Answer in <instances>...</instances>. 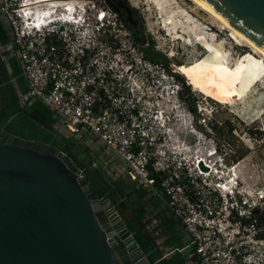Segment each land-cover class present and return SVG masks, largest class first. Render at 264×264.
Here are the masks:
<instances>
[{
    "label": "built area",
    "instance_id": "1",
    "mask_svg": "<svg viewBox=\"0 0 264 264\" xmlns=\"http://www.w3.org/2000/svg\"><path fill=\"white\" fill-rule=\"evenodd\" d=\"M36 1H0V13L9 24L12 48L18 55L29 98L59 115L71 136L94 139L113 152L122 161V174L130 182L161 192L167 207L190 236L200 264H254L244 246L264 238L255 233L245 235L243 230L248 228L259 231L237 219L247 217L250 210L240 215L233 208L228 209L230 196L222 191V184L213 192L205 189V182L167 150L164 135L157 130V126L164 127L158 121L163 119V110L146 111L143 106L141 92L146 79L139 76L135 80L133 68L144 72L159 70L161 66L145 60L141 54L137 63L135 59L134 63L125 59L119 64L117 59H121L113 49L106 47V53L102 48L99 29L98 35L91 31L88 35L85 17L95 5L101 27L107 22L113 28H123L106 0L56 3L63 9L72 4L77 21L64 19L60 9L59 16L50 19L44 9L51 3L35 4ZM121 31L126 36V30ZM130 49L133 54L138 51L132 46ZM178 91L177 87L171 93L178 98ZM199 163L196 161L197 170L204 175L200 172L208 171L200 169ZM203 166L208 168L204 163ZM152 172L160 181L158 188L156 179L150 176Z\"/></svg>",
    "mask_w": 264,
    "mask_h": 264
},
{
    "label": "rangeland",
    "instance_id": "2",
    "mask_svg": "<svg viewBox=\"0 0 264 264\" xmlns=\"http://www.w3.org/2000/svg\"><path fill=\"white\" fill-rule=\"evenodd\" d=\"M175 1L177 8L199 23L202 27L201 32L211 35L214 40L218 39L220 43L223 42L219 48L230 55L231 64L248 51L246 47L236 46L228 38L226 31L220 30L214 22H210L208 14L197 9L189 0ZM124 2L130 11H135L137 30L144 41L149 42L148 45L142 46L133 54L129 38L121 31L124 27L113 28L107 22L101 27L100 22L96 20L98 5L87 11L85 17L87 33L91 31L98 35L97 31L100 30L98 41L102 43L106 53L109 51L106 47L112 50L117 44L121 49L117 51V57L121 59L120 61L117 59L119 64L121 61L123 64L125 59L129 63H134L135 59L137 63L140 54L146 55V49L158 53L161 59H166V68L159 62L158 66H161L158 67L159 70L153 68L143 72L140 68H133V75L135 80L139 76H145L146 82L141 92L144 94L145 110L161 109L164 112L163 119L158 120L164 127L160 129L157 126V130L164 135L167 150L174 152L175 158L179 161L182 159L185 167L205 182L204 187L208 191L213 192L222 184V191L230 196L228 209L231 207L240 215L254 209H257L259 214L264 213V76L245 97L232 105L221 104L201 95L192 89L184 76L176 72V66L191 64L206 55V51L194 40L192 34L188 33L179 40L168 36L161 28L160 13L149 0ZM103 7L106 11L107 7L104 4ZM175 75L180 76L185 84L189 85L194 96L195 103L192 105L196 107V116L176 97V93H171V90L180 87V80ZM228 126L233 127L230 133ZM8 130L11 131L10 127ZM90 141L78 142L73 138L70 140L59 138L45 143L64 151L71 158L87 178L96 197L107 195L115 210L124 216L128 226L134 227L133 232L139 246L149 255L147 245L154 243L155 236H149L150 226L146 228L142 217L151 218L153 215L150 213V216L148 213L149 204H152H148L149 192H145L150 189L142 190L136 183L113 178L111 174L116 177L122 167L113 160V156L104 155L100 148L97 150L98 156L102 160H110L112 170L108 168L110 170L108 171L100 160L98 164L95 163L96 168L92 167L93 150L90 148ZM196 161L208 165V172L200 175ZM157 195L161 196L160 193ZM142 223L145 224L144 228ZM257 224L259 232L248 228L243 230L245 235L251 236L254 233L262 235L264 223L258 221ZM255 241H257L255 244H249L244 248L254 264H264V239ZM149 257L153 260V256Z\"/></svg>",
    "mask_w": 264,
    "mask_h": 264
},
{
    "label": "water",
    "instance_id": "3",
    "mask_svg": "<svg viewBox=\"0 0 264 264\" xmlns=\"http://www.w3.org/2000/svg\"><path fill=\"white\" fill-rule=\"evenodd\" d=\"M189 1L264 54V0ZM0 264L154 262L64 151L0 128Z\"/></svg>",
    "mask_w": 264,
    "mask_h": 264
},
{
    "label": "crops",
    "instance_id": "4",
    "mask_svg": "<svg viewBox=\"0 0 264 264\" xmlns=\"http://www.w3.org/2000/svg\"><path fill=\"white\" fill-rule=\"evenodd\" d=\"M11 41L9 24L0 13V128L10 127L15 135L41 142L73 137L63 128L59 115L40 101L29 98L28 85ZM90 142L92 149L100 144L98 141ZM104 154L113 156V160L122 167V161L113 152L105 149ZM145 192H149L148 204L152 205L149 204L148 213L153 214V218L142 217V222L146 224V228L150 226L149 233L155 236L154 243L147 246L154 264H200L193 252L190 236L181 220L167 207L162 193H152L149 190Z\"/></svg>",
    "mask_w": 264,
    "mask_h": 264
},
{
    "label": "bare ground",
    "instance_id": "5",
    "mask_svg": "<svg viewBox=\"0 0 264 264\" xmlns=\"http://www.w3.org/2000/svg\"><path fill=\"white\" fill-rule=\"evenodd\" d=\"M58 1L65 3L70 0H37L35 4L42 2L51 3L50 7L44 9L50 19H56V16H59L57 10L60 9L64 13V19L77 21L76 10L72 7V4H70L69 8L63 9L56 4ZM149 1L160 13L161 28L166 31L168 36L179 40L190 33L194 40L206 51V55L201 56L193 63L176 66V72L187 79L193 90L218 103L232 105L245 97L263 78L264 54L239 33L194 4L197 9L208 14L210 22H214L220 30L226 31L228 38L236 46L248 48L247 52L243 53L231 64L232 58L230 59V55L219 48V45H222L223 42L220 43V41H217L218 39L214 40L211 35L201 32L202 27H200L199 23L193 20L192 16L177 8L175 0ZM30 10L29 14L32 15L33 9L30 8ZM207 169L206 171H208ZM200 173L205 172L201 171Z\"/></svg>",
    "mask_w": 264,
    "mask_h": 264
},
{
    "label": "trees",
    "instance_id": "6",
    "mask_svg": "<svg viewBox=\"0 0 264 264\" xmlns=\"http://www.w3.org/2000/svg\"><path fill=\"white\" fill-rule=\"evenodd\" d=\"M124 25H125V27H127L126 26V23H124ZM128 28V27H127ZM159 57H160V55L158 54V53H156V52H151V51H148V49L146 50V55H145V59H147L148 61H150L151 63H153V64H158L160 61H159ZM166 59H164V64H161L164 68H166ZM176 76V78L177 79H179L180 80V82H179V91H178V98H179V100L186 106V108L192 113V114H194L195 116H196V107L194 106V104L192 105V103H195L194 102V96H193V94L191 93V91H190V87H189V85H187V84H185V82H184V80L180 77V76H177V75H175ZM187 104V105H186ZM210 125V123H207V125ZM211 128V127H210ZM209 128V130H212V129H210ZM213 129H214V127H213ZM232 130H233V127H231V126H228V132L230 133V132H232ZM71 138H73V139H76L78 142H81V141H83V142H86V140H91V139H89L88 137H86V139H83V138H77V137H69L68 139H66V140H70ZM94 142H96V140H94V139H92ZM100 144H98V146H97V148H93L92 150V153H93V156H92V154H91V156H92V159H91V166L92 167H94V168H96V164L95 163H99V160L100 161H102V164L106 167V169L108 170V171H110L109 169H111V161L110 160H102V158H100L99 156H98V148H100V151H102L103 153H104V150H105V148L101 145V146H99ZM91 148V147H90ZM102 155V154H101ZM105 155V154H104ZM103 157H105V156H103ZM104 159H106V158H104ZM109 159V158H108ZM106 161L108 162V164H106ZM97 163V164H98ZM101 164V165H102ZM103 166V167H104ZM89 167V166H88ZM104 167V168H105ZM109 168V169H108ZM112 170V169H111ZM119 173L117 174V176L116 177H114L112 174H111V176L113 177V178H115V179H117V180H123V179H126L127 181H129L123 174H122V170L121 171H118ZM151 177H154L155 179H156V183H155V186L158 188L159 187V180H158V177H157V174H155V173H151V175H150ZM130 182V181H129ZM130 183H133V182H130ZM139 186V185H138ZM139 188H141L142 190H143V188L142 187H140L139 186ZM145 190V189H144ZM149 191H152V190H149ZM262 216V217H261ZM237 219H239L240 221H241V223L243 224V225H246V226H252L253 228H255V229H259L258 228V224H257V222L259 221V222H261V223H264V213H261V214H259V212H258V210L257 209H254V210H251L250 212H249V214L247 215V217H245V218H239V217H237ZM142 226H143V228H144V226H145V224H142ZM135 230V229H134ZM259 231V230H258ZM149 236L150 237H152V235H151V233H149ZM258 238H264V233L262 234V235H260V234H258ZM148 245H150V243H148ZM147 245V246H148Z\"/></svg>",
    "mask_w": 264,
    "mask_h": 264
},
{
    "label": "flooded vegetation",
    "instance_id": "7",
    "mask_svg": "<svg viewBox=\"0 0 264 264\" xmlns=\"http://www.w3.org/2000/svg\"><path fill=\"white\" fill-rule=\"evenodd\" d=\"M106 5L108 9L116 14L117 21L120 22L121 25L125 28L126 36L130 41V46L135 47L137 50H140L142 46L149 44V42H145L144 38L139 35V31L137 30L138 23L136 21L135 11H130L124 0H118V2H115L113 0H106ZM124 23H126V26L128 28L125 27ZM113 51L115 55H118L117 51H121V49L117 46V44H115ZM141 56L145 58V55L141 54ZM159 61L161 62L160 64H164V59H161L159 57Z\"/></svg>",
    "mask_w": 264,
    "mask_h": 264
}]
</instances>
